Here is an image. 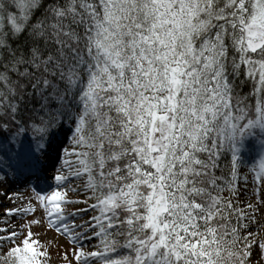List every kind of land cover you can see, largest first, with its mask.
I'll return each mask as SVG.
<instances>
[{"label": "snow or ice", "instance_id": "6c2138e0", "mask_svg": "<svg viewBox=\"0 0 264 264\" xmlns=\"http://www.w3.org/2000/svg\"><path fill=\"white\" fill-rule=\"evenodd\" d=\"M53 255L264 264V0H0V264Z\"/></svg>", "mask_w": 264, "mask_h": 264}, {"label": "rangeland", "instance_id": "374dc122", "mask_svg": "<svg viewBox=\"0 0 264 264\" xmlns=\"http://www.w3.org/2000/svg\"><path fill=\"white\" fill-rule=\"evenodd\" d=\"M251 158H252V154L249 156V158L247 160H249V162H251ZM43 239H47V238L44 237ZM52 264H59V260H58V257L56 255H53V257H52Z\"/></svg>", "mask_w": 264, "mask_h": 264}, {"label": "trees", "instance_id": "16d2710c", "mask_svg": "<svg viewBox=\"0 0 264 264\" xmlns=\"http://www.w3.org/2000/svg\"><path fill=\"white\" fill-rule=\"evenodd\" d=\"M248 147L249 149H251L253 147V142L252 141H249L248 142ZM251 154V152H245V158L247 159V157H249V155Z\"/></svg>", "mask_w": 264, "mask_h": 264}]
</instances>
